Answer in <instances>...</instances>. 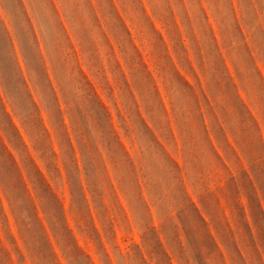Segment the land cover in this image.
I'll use <instances>...</instances> for the list:
<instances>
[{"label": "rangeland", "instance_id": "obj_1", "mask_svg": "<svg viewBox=\"0 0 264 264\" xmlns=\"http://www.w3.org/2000/svg\"><path fill=\"white\" fill-rule=\"evenodd\" d=\"M67 240L264 264V0H0V264Z\"/></svg>", "mask_w": 264, "mask_h": 264}, {"label": "trees", "instance_id": "obj_2", "mask_svg": "<svg viewBox=\"0 0 264 264\" xmlns=\"http://www.w3.org/2000/svg\"><path fill=\"white\" fill-rule=\"evenodd\" d=\"M82 190H83L82 197H83L85 203H86L87 205H89V204H88V201H87V199H86V194H85V192H84V188H83V186H82ZM63 213H64V210H63ZM84 230H86V229H81V232H83ZM66 231L70 232V230H69L68 228H66ZM70 243H71V242H69V240H67V241L65 242V248H66V250H67V253L69 254V255H67V257L72 258L73 261H74L76 264H82V259H83V258H82V255H83L82 251L80 250L79 247H78V248H73V247L71 246ZM85 257H87V258L89 259V257H88L87 255H86ZM2 264H7V263L3 262Z\"/></svg>", "mask_w": 264, "mask_h": 264}]
</instances>
